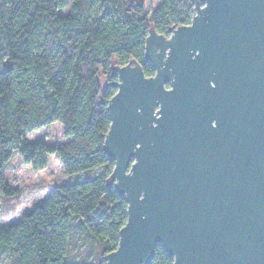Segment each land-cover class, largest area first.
<instances>
[{
  "label": "water",
  "instance_id": "obj_1",
  "mask_svg": "<svg viewBox=\"0 0 264 264\" xmlns=\"http://www.w3.org/2000/svg\"><path fill=\"white\" fill-rule=\"evenodd\" d=\"M112 65L103 150L127 221L106 264H264V0H192Z\"/></svg>",
  "mask_w": 264,
  "mask_h": 264
},
{
  "label": "trees",
  "instance_id": "obj_2",
  "mask_svg": "<svg viewBox=\"0 0 264 264\" xmlns=\"http://www.w3.org/2000/svg\"><path fill=\"white\" fill-rule=\"evenodd\" d=\"M192 15V0H159L151 16L143 0H0V196L17 193L6 173L14 152L36 171L55 155L77 178L0 224V264H106L128 217L103 150L117 90L112 65L133 57L153 75L149 28L169 35ZM46 126L47 140L27 138ZM149 264L174 259L157 244Z\"/></svg>",
  "mask_w": 264,
  "mask_h": 264
},
{
  "label": "rangeland",
  "instance_id": "obj_3",
  "mask_svg": "<svg viewBox=\"0 0 264 264\" xmlns=\"http://www.w3.org/2000/svg\"><path fill=\"white\" fill-rule=\"evenodd\" d=\"M147 14L151 16L159 0H143ZM69 10V7L64 11ZM53 131L51 126H46L27 134L30 141L47 140ZM49 162L43 170H33L14 152L10 159L6 173L9 184L17 188V193L12 197L0 196V224L11 223L20 220L22 213L29 210L31 206L40 201H45L52 187L71 182L77 178L66 176L60 160L55 155H49Z\"/></svg>",
  "mask_w": 264,
  "mask_h": 264
}]
</instances>
